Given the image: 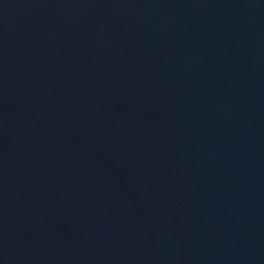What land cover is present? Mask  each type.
I'll return each mask as SVG.
<instances>
[{"label":"water","instance_id":"water-1","mask_svg":"<svg viewBox=\"0 0 264 264\" xmlns=\"http://www.w3.org/2000/svg\"><path fill=\"white\" fill-rule=\"evenodd\" d=\"M0 264H264V0H0Z\"/></svg>","mask_w":264,"mask_h":264}]
</instances>
